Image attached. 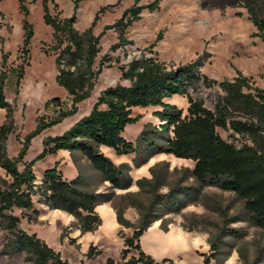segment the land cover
<instances>
[{
	"label": "rangeland",
	"instance_id": "rangeland-1",
	"mask_svg": "<svg viewBox=\"0 0 264 264\" xmlns=\"http://www.w3.org/2000/svg\"><path fill=\"white\" fill-rule=\"evenodd\" d=\"M154 0H139L137 5H146ZM201 0H158V7L153 11L143 9L139 18L127 26L122 39L118 38V28L105 27L115 23L124 9L133 5L134 0H82L76 10L75 28L83 32L90 26L96 15L93 33L100 34V51L95 58L94 66L103 55L111 60L105 62L98 74L94 88L88 99L76 105V111L62 118L58 123L41 130L29 141L22 162L30 161L42 150V140L46 136L62 133L81 115L90 111L100 91L107 86L120 83L129 84L120 78L121 65L133 57L152 56L163 61L168 67L177 66L194 60L204 54L201 73L217 81L232 79L237 72L250 77L259 87H264V38L258 35L245 9L240 7L202 8ZM28 8L27 19L33 25L34 35L30 41L29 54L23 62L20 50L22 43V14L18 10V0H0V71L6 79L4 92L6 99L14 107L13 131L5 143L9 157H16L22 147L24 137L37 124L55 117L59 110L71 108L70 97L55 81V54L52 47L51 28L43 22L41 0H25ZM48 9L52 15L70 16L73 12V0H48ZM240 11L241 15H236ZM259 12L264 16V0ZM119 44L111 50L112 44ZM23 68L22 78L16 84V71ZM191 94L201 99L206 107H212L216 94V85L199 86L190 90ZM58 97L59 105L45 101ZM178 107L186 112L188 105L184 96L175 98ZM155 108L133 107L131 114L137 119L128 123L121 135L133 143L147 123L148 130H158L161 120L153 117ZM0 114V124L6 121V110ZM5 111V112H4ZM2 115V116H1ZM219 135L239 145L242 137L229 136L231 131L217 129ZM171 135L170 131L160 132ZM158 142L160 140L156 139ZM101 150L114 164L126 162L125 169L131 177V186L126 189L112 188L110 183L102 181L100 175L79 152L62 157L50 153L35 161L32 166L35 175L40 176L43 170L54 164L68 179L80 174L84 183L81 187L110 194L107 208L99 207L101 224L92 232H79L75 220L66 223L56 213L45 209L42 220L39 215L32 221L20 217L19 226L33 230L51 248L58 251L62 259L70 264H107L111 258L113 264L128 261L136 252L130 250L122 258L123 238L130 236L132 228L119 226L114 208L123 210L125 218L138 225L142 214L148 213L149 220H155L140 237L142 250L154 260L153 264H169L161 261L170 258L173 264H203L200 253L210 255L209 243L217 245L214 258L209 264H264V228L255 226L246 220L243 200L231 191L221 190L216 186L201 187L190 177L193 161L177 158L171 154H158L145 164L135 167L130 154L118 155L102 146ZM134 156V155H133ZM0 176L7 179L0 167ZM144 180L143 182H140ZM173 189L177 192L179 207L172 208L159 199L163 193ZM154 197L159 199L153 202ZM37 196H33L37 205ZM105 203V202H104ZM102 204V203H100ZM181 204H184L183 206ZM15 213H19L15 210ZM40 214V211H39ZM236 218V221L231 219ZM175 225L202 237L207 250L196 247L188 238H183L174 230H164L161 226ZM226 222V223H224ZM221 235V236H220ZM4 231L0 228V264H28L24 255L7 256L1 253L4 242ZM218 238V241L216 239ZM93 245L100 253L88 258L86 252ZM201 245V244H200Z\"/></svg>",
	"mask_w": 264,
	"mask_h": 264
},
{
	"label": "trees",
	"instance_id": "trees-1",
	"mask_svg": "<svg viewBox=\"0 0 264 264\" xmlns=\"http://www.w3.org/2000/svg\"><path fill=\"white\" fill-rule=\"evenodd\" d=\"M80 1L82 0H73V12L70 16L60 17L50 13L48 0H41L42 19L51 28L54 40L52 50L55 54V81L70 97L71 108L59 110L48 121L38 118L36 127L24 137L16 157H9L6 152L5 143L14 128V107L6 99L4 92L7 76L4 71H0V108L6 110V121L0 125V167L7 177L5 179L0 176V228L5 233L1 253L7 256L23 254L24 261L28 264H70L36 233H28L19 226L20 217L32 221L39 215L33 196H37L36 201L49 209L72 215L81 233L92 232L101 224V217L95 211V206L110 201L109 193L81 187L86 183L80 174L66 179L56 165L45 168L37 182L32 168L34 162L59 149L68 150L71 154L81 153L98 172L102 181H107L112 188L118 189H126L132 185L131 177L125 173V169L130 166L126 162L114 164L100 150V146H106L118 155L133 153L132 162L135 167L142 166L159 153L192 160L190 177L201 187L216 186L235 193L243 200L246 220L264 228V87L255 85L250 77L240 72L230 80L209 79L200 71L204 54L187 63L171 67L152 56L143 54L133 57L119 67L120 78L128 80L129 84L116 83L102 89L86 115L78 118L62 133L44 137L40 153L30 161L23 162L22 169H19L18 163L22 162L30 139L41 130L73 114L76 105L90 96L104 63L111 60L105 54L99 59L98 65L94 66L103 31L98 35L93 33L96 15L83 32L75 28L76 10ZM138 1L134 0L133 5L124 9L115 23L105 28L117 27L118 38L122 39L124 29L139 18L143 9L151 12L158 7V0L146 5H137ZM261 2L262 0H201L200 4L207 9H245L249 20L258 31L257 34L264 38V16L259 12ZM18 10L22 14L20 50L24 62L29 54L34 29L27 19L28 8L25 0H18ZM236 15H241V12L237 11ZM117 47L119 44L114 43L110 49L115 50ZM22 72V67L16 71V84H19ZM214 85L219 92L210 108L190 92L199 86ZM175 94L186 97L188 105L185 113L182 108L164 101ZM51 103L59 105L60 100L52 97L45 101L44 107ZM136 106L159 107L153 111V115L161 123L159 129L154 131L148 130L150 123H147L133 143L126 140L121 133L128 123L137 119V116L131 114L132 108ZM218 128L231 131L229 136L233 138L239 135L242 141L237 145L222 138ZM162 131H170L171 135L164 136L160 133ZM163 198L172 208L179 207L177 192L173 189L163 193L159 199ZM159 199L154 197L153 202ZM15 210L19 213H15ZM114 210L117 222L121 226L132 228L131 235L123 238L122 258L130 250L137 254L121 264L155 263L142 250L140 237L157 219L151 221L148 213H144L139 224L135 225L125 218L122 209L115 207ZM161 226L167 230L162 222ZM209 249L210 255L200 253L203 264H209L210 258H214L217 245L210 242ZM94 252L98 254L100 250L89 245L86 257H92ZM161 261L173 264L170 258L165 257ZM107 264H113V260L108 258Z\"/></svg>",
	"mask_w": 264,
	"mask_h": 264
},
{
	"label": "crops",
	"instance_id": "crops-1",
	"mask_svg": "<svg viewBox=\"0 0 264 264\" xmlns=\"http://www.w3.org/2000/svg\"><path fill=\"white\" fill-rule=\"evenodd\" d=\"M92 92V91H91ZM91 94V93H90ZM179 96H181V95H177V94H175V95H172V96H170V97H167V98H165L164 99V101L165 102H167V103H171V104H175L176 106H178L177 105V103L175 102V98L176 97H179ZM90 97V96H89ZM89 97H87V98H85V99H88ZM84 99V100H85ZM83 101V100H82ZM80 103V102H79ZM147 107H149V106H147ZM153 108H155L154 109V111L155 110H157V109H159V107H156V106H152ZM181 108V107H180ZM2 110H5V109H3V108H0V114H2L3 113V111ZM5 112V111H4ZM88 113V112H87ZM86 113V114H87ZM86 114H83V115H86ZM83 115H81V116H83ZM2 116V115H1ZM80 116V117H81ZM79 117V118H80ZM153 117L154 118H158V117H156V116H154L153 115ZM1 125V124H0ZM70 126V125H69ZM8 140V139H7ZM106 147V146H105ZM108 148V147H107ZM100 150H103V148H102V146H100ZM109 150H110V152H113V150L112 149H110L109 148ZM55 154H60L62 157H65V158H68L69 157V155L68 154H70V152L68 151V150H64V149H59V150H57L56 152H54ZM159 154H165V153H159ZM49 155V154H48ZM123 155H125V154H123ZM156 155H158V154H156ZM155 156V155H154ZM44 157H46V155L44 156ZM132 157H133V154H130L129 155V158L130 159H128V160H131L132 159ZM35 164V163H34ZM55 165V164H54ZM34 166V165H33ZM58 169V168H57ZM59 171H61L60 169H58ZM62 173V172H61ZM36 176V179H37V182H39V180H40V178H41V176H42V174L40 175V176H37V175H35ZM63 176V175H62ZM64 177V176H63ZM76 177V176H75ZM64 178H66V179H68L67 177H64ZM74 178V177H73ZM70 179H72V178H70ZM106 204H108V202H105V203H102V204H98V205H96L95 206V211L99 214V216H100V212H99V207L100 206H103L104 208H107V207H105V206H107ZM34 206H35V208H37L39 211H40V214H39V219H41L42 220V218H43V215H42V213H43V211L45 210V209H49L47 206H45L44 204H41V203H39L38 202V204L37 205H35L34 204ZM50 211H52V212H54V213H56V215L57 216H60L61 218H63V219H65V221H64V224H63V226L64 225H66V223H68V222H71V221H73V220H75L74 219V217L72 216V215H70V214H68V213H66V212H64V211H61V210H57V209H49ZM118 225L121 227V225L118 223ZM33 226H34V224H33ZM33 226L32 227H30L29 229H24V230H26L28 233H36L34 230H33ZM150 227V226H149ZM148 227V228H149ZM167 231H169V230H174L177 234H179V235H181V237H183V238H188V239H190L191 241H192V243L194 244V246H196V247H199V246H201V248L203 249L204 248V250H207L206 248H208L207 247V244H206V242H205V240L202 238V237H200V236H195V235H193L191 232H189V231H186V230H183L181 227H179V226H175V225H169L168 227H167ZM79 232V229H77L76 231H75V235L77 234ZM85 233H89V232H85ZM82 234H84V233H82ZM37 235V234H36ZM201 244V245H200Z\"/></svg>",
	"mask_w": 264,
	"mask_h": 264
}]
</instances>
